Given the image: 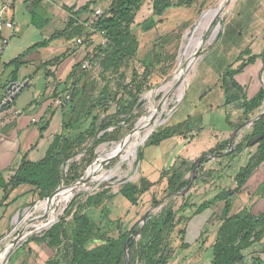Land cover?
<instances>
[{
  "label": "rangeland",
  "instance_id": "rangeland-1",
  "mask_svg": "<svg viewBox=\"0 0 264 264\" xmlns=\"http://www.w3.org/2000/svg\"><path fill=\"white\" fill-rule=\"evenodd\" d=\"M220 2L221 0H194L190 6L180 5L170 8L150 30L144 31L143 21L149 14V3L146 1L138 12L133 27L134 35L139 38L136 54L133 57L122 55L117 60H112L109 51L106 57L101 55L94 66L84 68V79L81 82L75 84L69 80L67 89L59 90V96L69 95L74 87L78 92L74 102L82 99L89 104L99 96L102 90H106L112 99L109 107L99 112L101 122L96 127V137L87 136L76 154L62 163V179L50 196L40 198L38 190L26 195L28 191L19 189L16 193L11 194V192L6 200L10 201L9 204L14 202L9 214L5 208L0 207V234L4 229L6 230L0 235V264H45L48 258L54 256L56 249L49 247L46 240L37 242V239L43 238L44 233L53 225L52 223L59 220H63L69 233L72 215L76 210L88 216L104 230L109 229L108 220L119 219V222L125 224L128 230L138 229L135 238L140 239L142 235L139 233L148 220L159 216L163 209L171 206L173 210H176L183 203V196L190 202L198 201L206 190L219 185L217 174L234 175L245 161L252 164L253 161L250 159L255 153L256 144L241 149V152L237 150L235 157L229 160L217 161L221 155V151H217L210 161L204 163L203 171L198 170V173L212 170V177L202 174V179L192 181L189 191L182 195L180 192L169 199L166 197L161 199L165 186V180H160L161 172L170 168L178 160H182L181 158L191 156L190 161L187 159L189 165L196 163L203 153L209 152L212 148H206L209 135L213 132L219 135V132L227 127L224 107L210 109L207 105L208 103L213 106L220 104L222 91L216 85L217 79L230 65L237 67L238 63L234 61L244 49L245 35L252 30L253 25H257L253 28L254 34L257 32L258 35L263 36L261 42L264 43V0H222ZM221 4L223 8L217 16L202 28L201 39L194 55L188 61L183 58L182 63L179 54L182 44L186 41L185 36L197 35L196 32L193 33V30L202 14ZM218 23L220 29L216 37L207 43L213 28ZM43 33L40 31L20 38L19 43L24 47L22 49L42 40ZM95 50L99 52L97 47ZM6 53L3 56L4 60L8 57ZM257 54L260 56L257 58L258 67L256 64L252 65L243 74L245 79L247 75L251 76L249 84L243 87L250 96L254 95L252 90L256 84L254 83L255 72L258 73V86L260 87L264 82V55L262 52ZM182 82L185 89L184 95L178 98L177 86ZM168 84L171 86L167 87ZM118 100L127 106L129 111L114 117ZM153 115L159 116L160 120L157 123L152 121ZM242 119L245 121V118ZM161 120L162 122L158 124ZM187 120H189V126L187 125L183 131L186 140L176 137L177 134L174 138L164 139L159 145H150L151 136L157 131L169 126L174 127ZM108 121L111 124L105 130H100V124L108 123ZM140 122L141 125H139ZM155 124L158 125L149 133ZM104 131H108L107 137L98 140ZM226 135L229 137L230 133ZM141 138L143 141L137 147L136 158L132 165L130 166L128 162L122 164L121 170L126 174L124 180L111 178L112 180L108 181H98L91 177L98 169L108 170L120 164L119 154L125 150L123 148L126 142L134 143ZM190 139H192L191 142L187 143ZM236 144L231 145L232 148H235ZM196 174L195 172L194 176H197ZM142 177L148 179L152 186L148 192L139 194L138 204L133 205L120 194V189L125 183L138 184ZM71 178H76V182H71ZM104 182L106 185L99 187ZM25 187L27 185H21L20 188ZM61 190L71 191L72 194L68 200L57 204L58 197L54 194ZM152 194H156V198L160 200L158 204H152ZM90 196L93 197V201L87 204V198ZM2 199L3 194L0 193V203ZM44 202L51 203L47 209H39L38 206ZM220 209L221 205H216L207 212L219 213ZM184 214H189V211L186 210ZM52 218L54 220L47 224ZM177 218L179 214L174 220L176 221ZM197 218L192 219L191 225L188 224L191 231L185 234V241L190 244L188 249L181 250L179 247L178 231L182 230L184 222L176 225L170 234L167 250L170 252L171 259L168 264H208L210 261L212 244L219 224L206 222V226L198 229L193 235L194 223L203 220V217ZM32 238L33 240L26 243ZM19 247L23 249L18 250ZM257 248L258 246H253L247 249L244 252V261L239 264H249L251 260L254 263Z\"/></svg>",
  "mask_w": 264,
  "mask_h": 264
},
{
  "label": "trees",
  "instance_id": "trees-1",
  "mask_svg": "<svg viewBox=\"0 0 264 264\" xmlns=\"http://www.w3.org/2000/svg\"><path fill=\"white\" fill-rule=\"evenodd\" d=\"M146 1L111 0L108 9L93 20L92 29L85 37L96 34L94 30L103 31L107 44L105 45L106 47H101L100 37L96 34L97 38L94 40L95 46L93 49L95 50L97 47L99 52L97 53L95 50L92 66L95 65V61L101 55L106 57L109 51L111 52L112 60H117L122 55L133 57L136 54L139 38L134 35L133 27L135 26V18ZM96 2L97 0H92L75 9L73 16L67 22L66 29L26 48L19 55L5 63L4 68L11 67V73L15 76L19 68L26 62V57L32 51L46 47L61 37L69 40L73 36H81L83 24L77 21V16L81 12L89 11V6ZM193 2L194 0H151V15L143 21V30H150L156 22L161 20L157 18L163 16L168 9L180 5L190 6ZM65 9L71 10L72 8L65 7ZM261 52L264 55V48ZM90 55V53H87L86 58H89ZM65 56V54L55 56L44 62L42 66L46 67L47 65L56 64L64 59ZM245 56L247 58H244ZM259 57L258 54H252L249 48H245L237 55L234 61L238 63L237 67L234 68L233 65L227 67L221 74L220 80L226 94H231V87L237 88V92H234L232 96L241 93L245 121L236 124L235 128L241 127L257 114H259V117L252 122L242 141L236 144L235 148H232L228 144V139H226L216 144L209 152L203 153L197 161V176H192L191 173V169L196 163L189 165L185 160H178L170 168L163 170L160 174V180H165V186L162 190L163 196L161 199L164 197L169 199L179 194L189 184L191 188L192 181L202 179V174H206L209 177L212 174V170L200 173H198V170L202 169L203 171L204 163L210 161L213 158V154L217 151H221L217 161L224 157L231 159L235 157L237 150L241 152V149L250 147L252 145L251 141L259 137V141L255 143V153L250 160L254 161L255 159V165L264 161V113H262L264 111V82L254 95L248 97L244 88L239 87L235 81V76L241 73L246 66L253 64ZM90 61L93 62L92 59ZM84 73L85 70L82 68L81 63L75 64L66 81L57 85L52 96L59 97V90L65 91L69 80L75 84L81 82L84 79ZM137 90H139V86H137ZM77 94V90L73 87L69 95H61L64 101L61 106L65 108L62 131L54 136L45 156L39 161H32L28 153H25L21 156L18 166L7 180L4 179V172H0V191L3 194L1 203L5 202L9 194L21 185L29 187L27 193L38 190L40 198L50 196L62 179V163L76 154L77 149L84 143L87 136L96 137V127L101 122L99 112L105 111L109 107L108 105L112 98L107 94L106 90H102L95 100L86 104L87 101L82 99L74 102ZM13 103L14 101L0 109V112L9 108ZM128 111L129 108L127 106L123 105L119 100L116 101L114 117L128 113ZM67 117L68 120H66ZM110 124V121L102 123L99 129L105 130ZM47 125L48 121L40 123V137ZM187 125L189 126V120L181 122L174 127L169 126L157 131L151 136L150 145H159L164 139L183 133ZM107 135L108 131H104L98 140L105 139ZM139 158L141 159V155H139ZM251 169V162L248 161L237 170L233 178L236 186L233 189L216 188L212 192L211 197L207 198L210 192H206L196 202H190L187 197L183 196L184 201L179 208L173 210L171 206H168L163 209L159 216L150 218L139 233L142 235L140 239L135 238L138 229L131 228V230H128L125 224L119 222V219H116V221L108 220L107 227L109 229L104 230L103 227L97 225L88 216L76 210L72 215L69 233L63 220H59L44 233L43 238L37 239V242L46 240V244L49 247L56 249L54 256L48 258L45 264H168L171 259L170 252L167 250L168 239L176 225L184 222V227L178 231L180 235L179 247L181 250L188 249L190 244L185 241L187 223L194 216L220 203H222V206L219 213H213L207 220V223L218 222L219 224L215 241L212 244L211 259L208 264H239L244 261V252L253 246H258L257 252H264V213L256 216L245 210L230 213L231 197L244 185ZM187 173L189 174L188 176ZM206 179L208 181V178ZM75 180L76 178H71V182H76ZM151 186L152 183L142 177L138 184L125 183L120 189V194L133 205H137L138 195L148 192ZM186 196L188 195L186 194ZM92 201L93 197L90 196L87 198L86 203L91 204ZM151 202L152 204L160 202L156 198V194H152ZM186 210L189 211L187 215L184 214ZM177 214H179V218L175 221L174 218ZM31 240L33 238L27 240L26 243ZM21 249L23 248H18V250ZM253 261L258 262V258H254Z\"/></svg>",
  "mask_w": 264,
  "mask_h": 264
},
{
  "label": "crops",
  "instance_id": "crops-1",
  "mask_svg": "<svg viewBox=\"0 0 264 264\" xmlns=\"http://www.w3.org/2000/svg\"><path fill=\"white\" fill-rule=\"evenodd\" d=\"M90 1L92 0H13L10 9L6 11L5 20L11 21L13 25L12 28L5 27L3 23L0 25V42L3 38L9 39L8 45L0 54V103L2 102L1 98L3 100L6 98L7 92L15 83H21L28 80V84L15 97L14 103L9 108L0 112V172H4L3 176L5 180L9 178L13 173V170L18 166L22 155L28 153L32 161L41 160L45 156L54 136L61 133L65 108L54 102L55 99L61 96L53 97L52 93L55 88H57L58 84H63V82L66 81L75 64L80 62L82 65L84 62H88L92 59L93 62L90 63L93 65V54L95 52L93 47L95 46L94 40H96L97 35L94 34L88 37H85V35L92 29V22L94 20L92 11L95 8H99L102 12L107 10L111 0H97L95 4L89 6V11L81 12L77 16V21L80 24H83L81 36H73L69 40L61 37L54 40L46 47H41L32 51L26 57V62L19 68L18 73L15 76L11 73L12 68H4V64L31 46L28 45V47L22 49L24 47L19 43L20 38L40 31L43 33L44 31L43 39H46L52 34L66 29L67 22L73 16L75 9L80 8ZM147 1L149 3V14L146 18L151 15V0ZM65 7L72 9L66 10ZM161 18L162 16L157 19ZM256 26L257 25H253V28ZM253 28H251L252 30L248 31L245 35L244 49L249 48L252 54H257L264 48V43L261 42L263 39L261 37L263 36L260 34L258 35L257 32L254 34ZM77 37L83 38V43L81 45L75 44V39ZM258 37H260V39ZM90 43L92 44L89 45ZM244 49H242V51ZM5 53L8 54L6 60L3 58ZM87 53L91 54L89 58H86ZM62 54H65L66 56L58 63L47 65L46 67L42 66L44 62ZM258 61L259 60L256 59L253 64L246 66L241 73L235 76V81L239 87L243 88L245 85L247 86L249 84L248 82L251 81V76L249 77L247 75L245 79L243 74L252 65L256 64V67H258ZM260 66L261 65H259V67ZM254 74L256 77L254 83L256 84H254V90H252L253 94H255L260 88L257 84L258 73L255 72ZM220 80L221 76L217 79L216 83L220 88V91H222V94L220 93V104L213 106L211 103H208L207 106H209L210 109L218 106L224 107V116L227 122V127L220 131L219 135L215 134V132L209 135L207 138V149L211 147L213 148L216 144L226 139H230L228 142L230 146L235 145L236 143L238 144L242 141L243 136L247 133L253 122L250 120L245 122L241 127L235 128V125L242 122V118H244L241 93L232 96L234 92H237V88L231 87V94H226ZM246 95L251 97L247 90ZM206 110L207 109H205V111ZM258 115L259 114L253 119L256 120V118L259 117ZM188 118L190 119V117H187V119ZM42 121H48V125L40 137L39 126ZM227 133H230L229 137H227ZM174 137L175 136H172V138ZM176 137L186 140L185 133H181ZM191 140L192 139L187 140V143H190ZM181 159L188 162L187 159L190 161L192 158L190 156ZM222 159L229 160L227 157ZM246 163L247 161H245L240 167L244 166ZM251 166L252 169L250 170L246 182L241 189L231 197L230 213L243 210L248 211L254 216L264 213V161L255 165L254 159ZM234 175L227 173L225 175L217 174L216 178H219V185L213 189L206 190V192H210L211 195L216 188L233 189L236 186L233 179ZM210 177H212V174ZM20 187L21 186L14 189L11 194L16 193L19 189H25V191L29 190L28 187ZM0 193L2 192L0 191ZM28 194L31 193H27L26 195ZM9 203L10 201L0 203V207L5 208V210L8 211V214L14 202L12 204ZM216 205L222 206V203ZM211 208H208L201 214L193 217L194 219L197 217V219L203 217V220L194 223V230L192 228L193 235L198 229H202V227L204 228V226H206L207 220L213 214L212 212L211 214L207 212L210 211ZM203 214L204 216L206 215L205 218ZM192 219L187 223L188 230L186 228V235L191 231V228L189 230L188 224H190ZM5 231L6 230L4 229L0 235ZM257 258L258 262L254 261L253 263L251 260L248 263L264 264V252H257Z\"/></svg>",
  "mask_w": 264,
  "mask_h": 264
},
{
  "label": "bare ground",
  "instance_id": "bare-ground-1",
  "mask_svg": "<svg viewBox=\"0 0 264 264\" xmlns=\"http://www.w3.org/2000/svg\"><path fill=\"white\" fill-rule=\"evenodd\" d=\"M222 2V0H221ZM220 2V3H221ZM223 8V4H221L219 7L217 8H214V9H209V10H206L200 20L198 21V23L196 24L194 30H193V33H197V35L195 34H192L191 36L187 35L185 36L186 37V41L182 44V49L180 51V54H179V59L182 60L183 58H185L186 61L189 60V58L194 55L193 53L195 52V49L197 47V45L199 44L200 42V39H201V35H200V32L202 30V28L204 26H207L218 14V12L220 11V9ZM224 14V13H223ZM222 19V18H221ZM220 29V24L218 23L212 30L211 34H210V38L209 40L207 41V43L211 42L217 35L218 31ZM198 55V54H197ZM184 61L182 60V63ZM182 68V67H181ZM183 69H185L183 67ZM177 76V75H176ZM175 76V77H176ZM184 76V75H183ZM180 82V81H179ZM187 82V81H186ZM175 83V82H174ZM173 83V84H174ZM185 84V83H184ZM168 86H171V84H168ZM183 82L180 83L178 86H177V93H178V98H182L183 95H184V92L183 90H185L183 88ZM163 91V90H162ZM154 92V91H153ZM152 95V94H150ZM151 97V96H150ZM150 99V98H149ZM177 102V101H175ZM165 108V107H164ZM163 113V112H162ZM164 114V113H163ZM162 114V115H163ZM160 120L159 116L158 115H153L152 117V121L154 123H157L158 121ZM142 123L140 122L139 125H141ZM136 133V132H135ZM133 134V133H132ZM138 136V135H137ZM136 136V138H137ZM135 138V137H134ZM130 140V139H129ZM143 141V139H138L136 140L134 143H131V142H126V145H125V149L123 152H121L119 154V158L121 160V163L116 165L115 167L111 168V169H108V170H104V169H98L96 170V172L91 176L93 179L95 180H98V181H102V180H105V181H108L109 179L111 178H118V180H122L126 174L122 169V164L124 162H128V164L131 166L134 159L136 158V151H137V147L139 145V143H141ZM124 166V165H123ZM129 171V170H128ZM127 171V172H128ZM134 171V170H133ZM133 176V175H132ZM131 178V177H129ZM128 178V179H129ZM112 180V179H111ZM124 180V179H123ZM114 185V184H113ZM71 191H59L56 195L58 197V199L56 200V203H60V202H64L66 200H68V198L71 196ZM51 203V202H50ZM49 202H44V203H39L40 205L38 206L39 209L41 210H45L49 207L50 205ZM36 209V208H35ZM31 214V213H30ZM29 215V214H28ZM52 220H54V218L50 219L48 221L47 224H49L50 222H52ZM46 226V225H44ZM41 227V226H40ZM7 261V260H6Z\"/></svg>",
  "mask_w": 264,
  "mask_h": 264
},
{
  "label": "built area",
  "instance_id": "built-area-1",
  "mask_svg": "<svg viewBox=\"0 0 264 264\" xmlns=\"http://www.w3.org/2000/svg\"><path fill=\"white\" fill-rule=\"evenodd\" d=\"M12 2H13V0H1V4H0V25H1V23H3L4 26L7 27V28H12V25H13L11 21L5 20L6 11L10 9ZM92 12H93L94 20L98 16H100L102 14V11L99 8H95ZM94 31L100 37V44L102 46H105L107 44V39H106V37L104 35V32L103 31H97V30H94ZM8 42H9L8 38L1 39V42H0V54L2 53L3 49L8 45ZM82 43H83V38L77 37L75 39V44L81 45ZM90 62L91 61L84 62L82 64V68L90 67L92 65ZM4 100H2V102ZM54 102L57 105H61L64 101L62 100V98H57V99L54 100Z\"/></svg>",
  "mask_w": 264,
  "mask_h": 264
},
{
  "label": "water",
  "instance_id": "water-1",
  "mask_svg": "<svg viewBox=\"0 0 264 264\" xmlns=\"http://www.w3.org/2000/svg\"><path fill=\"white\" fill-rule=\"evenodd\" d=\"M28 84V80H25V81H23V82H21V83H15L13 86H11V88H10V90L7 92V96H6V98H5V100L1 103V105H0V109H2L3 107H5L6 105H9L12 101H14V99H15V97L19 94V92L22 90V89H24V87L26 86ZM262 113H264V111L262 112ZM251 121H254V119L253 120H251ZM162 122V120L158 123V124H160ZM158 124H155L152 128H151V131H149V133H151L154 129H155V127L158 125ZM259 137H256L255 139H253L252 141H251V144H255V143H257L258 141H259ZM197 164H198V162H196V164L193 166V168H192V176H194L195 175V172H196V166H197ZM106 184H105V182L102 184V185H100L99 187H104ZM190 188V184L183 190V191H181V195L182 194H184L186 191H188V189ZM180 194V193H179ZM54 195H56V194H54ZM55 223V221L52 223V224H54ZM51 224V225H52ZM50 225V226H51Z\"/></svg>",
  "mask_w": 264,
  "mask_h": 264
}]
</instances>
